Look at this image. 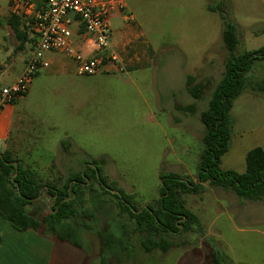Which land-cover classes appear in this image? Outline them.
Segmentation results:
<instances>
[{
    "label": "rangeland",
    "instance_id": "rangeland-1",
    "mask_svg": "<svg viewBox=\"0 0 264 264\" xmlns=\"http://www.w3.org/2000/svg\"><path fill=\"white\" fill-rule=\"evenodd\" d=\"M125 5L122 16L133 22L116 19L112 27L118 31L126 25L114 52L128 73L75 79L51 75V67L34 79L15 108L37 122V150L54 158L22 162L41 181L61 184L70 173L96 161L109 184L129 195L135 206L144 207L159 199L160 173L192 180L197 174L205 133L199 116L224 74L227 58L219 12L235 27L238 45L233 54L240 55L264 47V0H125ZM0 22L14 42L10 28ZM15 44L16 54L11 56L0 45V66L11 63L2 83L26 58ZM48 58L67 59L60 54ZM188 77L192 86L202 87L198 100L189 94ZM245 78L246 87L230 110L233 125L228 151L220 159L222 171L243 173L246 153L264 150V90H258L264 85V62L255 61ZM22 149L29 148L21 144ZM84 199L88 206V197ZM107 200L94 218L82 215L78 222H69L89 226L81 228V248L34 232L49 240L46 264H212L213 252L219 254V263L224 253H234V264L264 263V199L243 200L206 183L202 194L185 197L203 233L165 236L171 243L165 254L142 252L133 222L118 216L115 198ZM52 206L43 191L27 209L41 220ZM112 221L124 226V235L109 226ZM106 231L122 238L121 247L105 250L98 233ZM28 253L20 260L36 264L35 255Z\"/></svg>",
    "mask_w": 264,
    "mask_h": 264
},
{
    "label": "trees",
    "instance_id": "trees-1",
    "mask_svg": "<svg viewBox=\"0 0 264 264\" xmlns=\"http://www.w3.org/2000/svg\"><path fill=\"white\" fill-rule=\"evenodd\" d=\"M219 14L222 20L221 39L227 51V58L224 74L208 101L207 109L199 116L205 133L194 180L176 173H160L159 199L155 203L137 207L129 195L116 190L108 183L102 166L96 161L89 162L79 172L70 173L63 178L61 184L56 185L41 181L29 167L12 160L10 154L4 152L0 153V217L19 232L32 231L43 237L56 238L61 242L68 241L76 248H81V228L88 230L89 226L77 223L80 227L69 222H78L82 215L94 218V213L104 208L110 202L107 197L111 196L116 200L118 216H124L133 222V232L139 237L141 251H158L165 254L171 247L165 236L203 233L197 216L186 208L185 197L202 194L206 183L233 191L243 200L264 199V150L253 148L246 153L243 173L220 169V159L229 148L233 125L230 115L232 103L246 87L245 75L253 63L264 62V47L234 55L238 45L235 27L226 21L221 11ZM13 23L15 36L20 41L19 46L23 48L28 44L27 39L19 31L20 23L17 18L13 19ZM192 82L193 79L188 77L186 85L190 96L198 100L201 98L202 87L192 86ZM258 90L263 91L264 85H258ZM43 191L53 201V206L41 220H37L27 208L36 202ZM112 191L115 193L111 194ZM85 196L89 200L88 206ZM112 225H115L121 234H125L123 225L117 226L114 221L109 224ZM98 235L105 250L110 252L114 247H121L122 238L115 237L108 231ZM123 249L126 250V247ZM217 254L213 252L209 258L210 262L223 264L225 257L219 263Z\"/></svg>",
    "mask_w": 264,
    "mask_h": 264
},
{
    "label": "built area",
    "instance_id": "built-area-1",
    "mask_svg": "<svg viewBox=\"0 0 264 264\" xmlns=\"http://www.w3.org/2000/svg\"><path fill=\"white\" fill-rule=\"evenodd\" d=\"M8 4L31 52L20 75L0 88V107L27 92L35 74L48 67V53L70 57L80 75H94L107 65L123 70L117 54L109 48L112 32L108 23L110 14L123 8L122 0H44L40 7L29 0H8ZM76 37L90 43L88 55L74 49ZM9 67L0 66V78Z\"/></svg>",
    "mask_w": 264,
    "mask_h": 264
},
{
    "label": "crops",
    "instance_id": "crops-1",
    "mask_svg": "<svg viewBox=\"0 0 264 264\" xmlns=\"http://www.w3.org/2000/svg\"><path fill=\"white\" fill-rule=\"evenodd\" d=\"M29 1H31L36 7H40L44 3V0H29ZM122 2H123V8L120 10L113 11L110 14L109 19H108L109 27L112 32V37L110 39L109 48L112 52H114V48L115 46H117V42L120 37L121 29H123L126 26L125 25L124 27L118 29V31L113 30L112 20L122 19V22H125V21L128 22L129 20L133 22L131 17L124 18L122 16L125 13L124 11L126 10L125 0H122ZM14 18L16 17L12 16L10 13L8 0H0V21L3 20L6 27H9L10 31L14 35V42L10 41V38H9L10 33L2 29L1 22H0V45L2 43L4 50L7 51V55L11 56L13 54H16L13 49V43L14 44L16 43L15 44L16 49L19 51H22L20 53L25 54L26 56L25 60L22 62V67L15 70L11 76L9 75V78H7L6 83L1 82V80L5 78V75H3L4 77L2 76L0 78V88L9 86L20 75L25 65V62L28 59L30 52H31V46L29 44L26 43V45H24L23 48L19 46L20 41L15 36V32L12 26L14 24L13 23ZM19 31H21V29H19ZM21 34H22V31H21ZM140 35L142 36V34ZM114 37H116V40L112 41V38ZM72 45L74 49L79 50L81 53L85 55H88L92 51V46L90 45L89 42L85 41L83 37L82 38L76 37ZM52 54H60V53H48L45 55V59L48 62V67L46 69H42L38 71L35 74V76L33 77L29 85L27 92L24 95L16 98L11 103L0 107V153H4V152L9 153L12 160L19 161L21 164H23L22 162L42 161L45 159L49 161L54 160L53 157H50V155H48V153H46L42 149H40V151L37 150L36 142L38 141V137L36 136V133H35L36 127L39 126L37 122L31 117L27 116L23 110H17L15 108V104L19 100L24 99L28 95L34 79L41 72L46 71L47 69L52 67L54 70L51 75H62L68 78L74 77L75 79L79 77H95L100 74L108 75L111 73H122V74L128 73L124 69L117 70L111 67L110 65H107L102 70L95 73L94 75H91V76L80 75L77 73L76 66L74 65L70 57L60 54V55H63L65 59L67 58L66 61L64 59H59V58L49 59L48 56ZM69 61L72 63L73 68H69V65L67 63ZM8 65H10L8 69L9 71L11 68V63ZM23 140L26 144L22 143ZM21 144L27 146L29 149H27L24 152H23V149L19 150V146ZM62 145H63L62 142H60L59 146H62ZM36 155L40 158H36L35 157ZM33 234L34 232L32 231L19 232L13 229L0 217V264H23L24 262H22L20 258H24L23 254L26 253V250L29 252L28 253L29 255L30 253L32 255H35L36 264H44V263L46 264L49 260V257H48L49 250H50L49 240L44 239V238L39 239L37 236L35 237V235ZM34 252H37V253H34ZM224 257H225L224 264H234V259H233V257H235L234 253H224ZM256 264H264V263H262L261 261H257Z\"/></svg>",
    "mask_w": 264,
    "mask_h": 264
}]
</instances>
